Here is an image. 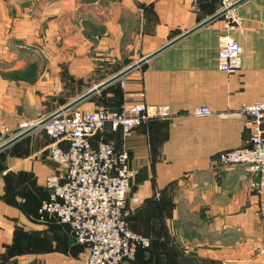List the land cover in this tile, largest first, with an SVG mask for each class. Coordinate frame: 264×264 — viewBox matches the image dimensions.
Returning <instances> with one entry per match:
<instances>
[{
	"label": "crops",
	"instance_id": "crops-1",
	"mask_svg": "<svg viewBox=\"0 0 264 264\" xmlns=\"http://www.w3.org/2000/svg\"><path fill=\"white\" fill-rule=\"evenodd\" d=\"M220 4L0 0V145L216 14ZM237 11L242 27L230 34L242 45V66L235 73L219 67L221 16L70 109L93 111L107 97L112 107L144 102L171 112L128 137L107 134L138 170L129 222L152 241L123 264H264L259 176L218 157L249 144L242 109L264 101V0H245ZM23 42L34 48L19 49ZM199 106L212 113L194 115ZM42 127L0 151V264H86L89 248L71 226L41 217L45 180L59 171Z\"/></svg>",
	"mask_w": 264,
	"mask_h": 264
},
{
	"label": "built area",
	"instance_id": "built-area-1",
	"mask_svg": "<svg viewBox=\"0 0 264 264\" xmlns=\"http://www.w3.org/2000/svg\"><path fill=\"white\" fill-rule=\"evenodd\" d=\"M237 1L220 0L226 23L218 58L220 69L227 73H235L242 66V45L230 34L243 23L237 7H231ZM200 2L192 0L194 6ZM17 47L31 50L34 45L23 42ZM242 112L248 117L249 144L223 150L218 157L225 165H248L259 176L257 189L264 201V101L256 100ZM192 113L208 115L212 110L199 106ZM170 114L166 106L141 102L121 108L68 110L44 125L51 138L49 157L59 171L45 180L49 196L40 208L41 217L53 215L71 226L76 241L89 248L86 264H121L133 259L140 247L151 245L150 238L133 230L128 220L127 197L138 170L131 166L127 150L117 149L102 137L95 141L94 136L121 130L128 137L147 120Z\"/></svg>",
	"mask_w": 264,
	"mask_h": 264
},
{
	"label": "water",
	"instance_id": "water-1",
	"mask_svg": "<svg viewBox=\"0 0 264 264\" xmlns=\"http://www.w3.org/2000/svg\"><path fill=\"white\" fill-rule=\"evenodd\" d=\"M245 0H238L237 2H235L231 7H237L239 4H241L242 2H244ZM226 12V10H221L219 12H217L216 14L212 15L211 17H209L208 19H206L205 21L201 22L200 24H198L197 26H195L194 28L188 30L187 32H185L184 34H182L181 36L175 38L174 40H172L171 42L165 44L163 47L159 48L158 50H156L155 52L147 55L146 57L142 58L141 60H139L138 62H136L135 64H132L131 66H129L127 69L115 74L113 77H111L110 79L102 82L101 84L95 86L94 88L90 89L88 92L84 93L83 95H81L80 97L76 98L75 100H73L72 102L66 104L65 106H63L62 108H60L59 110L55 111L54 113L50 114L49 116L41 119L40 121L31 124L26 130L22 131L21 133H19L18 135L14 136L13 138H10L9 140H7L6 142H4L3 144L0 145V151L3 150L4 148L8 147L9 145H11L12 143L16 142L17 140L21 139L22 137L26 136L27 134H29L30 132H32L33 130H35L36 128H38L39 126H44L47 122H49L51 119H53L54 117H56L57 115L66 112L68 110H70L71 108H73L74 106H76L77 104H79L80 102L84 101L85 99L89 98L90 96H92L93 94H95L96 92H98L99 90H101L102 88H104L105 86L117 81L118 79L122 78L125 74H127L128 72H130L132 69L140 66L141 64H143L146 60H148L149 58H151L152 56L156 55L157 53H159L160 51L166 49L167 47H169L170 45L174 44L175 42H177L178 40H180L181 38L187 36L188 34H190L191 32L195 31L196 29L200 28L201 26H204L210 22H212L213 20L221 17L224 13Z\"/></svg>",
	"mask_w": 264,
	"mask_h": 264
},
{
	"label": "trees",
	"instance_id": "trees-1",
	"mask_svg": "<svg viewBox=\"0 0 264 264\" xmlns=\"http://www.w3.org/2000/svg\"><path fill=\"white\" fill-rule=\"evenodd\" d=\"M111 87L113 88V90L115 91L114 92V96L116 95L117 96V98H119L120 96H121V93H120V91H119V87H117L116 86V83L115 84H112L111 85ZM102 93H105V90H103L102 91ZM104 98V104H103V106H105V107H108V108H118L119 106H116V107H112V106H110V104H107L108 102V98L107 97H103ZM121 108V107H120ZM109 132H112V131H110V130H107V131H105V132H101V133H98L96 136H94V140L96 141L98 138H100V137H102V138H105L106 140H107V134L109 133ZM115 132H121V130H118V131H115ZM122 133V132H121ZM51 140V139H50ZM131 215V214H130ZM130 215H129V217H128V220L130 219ZM129 224H130V222H129ZM151 240V239H150ZM151 243H152V241H151ZM150 247H151V245H150ZM150 247H147V248H142V247H140L139 249H138V251H137V253L139 252V250H141V249H149ZM136 256H137V254H136ZM135 256V257H136ZM134 257V258H135ZM128 260H131V259H128ZM124 262H122L121 264H123Z\"/></svg>",
	"mask_w": 264,
	"mask_h": 264
},
{
	"label": "rangeland",
	"instance_id": "rangeland-1",
	"mask_svg": "<svg viewBox=\"0 0 264 264\" xmlns=\"http://www.w3.org/2000/svg\"><path fill=\"white\" fill-rule=\"evenodd\" d=\"M32 74H33V72L31 71V76H32ZM56 105V104H55ZM54 105V106H55ZM60 105H63V103L62 102H60V104L59 105H57V108L58 107H60ZM102 107H105V106H102ZM78 110H82V109H78ZM54 111H57V110H55L54 108H53V112H51V113H54ZM50 113V114H51ZM44 117H46V116H42L40 119H42V118H44ZM39 118L36 120V121H38V120H40ZM42 130H45V132L47 133V130H46V127L45 126H43L42 127ZM48 134V133H47ZM4 139H6V138H4ZM1 141H3V140H1Z\"/></svg>",
	"mask_w": 264,
	"mask_h": 264
}]
</instances>
